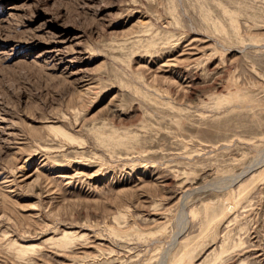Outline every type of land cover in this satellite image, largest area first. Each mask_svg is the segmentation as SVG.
Returning <instances> with one entry per match:
<instances>
[{
	"label": "rangeland",
	"instance_id": "1",
	"mask_svg": "<svg viewBox=\"0 0 264 264\" xmlns=\"http://www.w3.org/2000/svg\"><path fill=\"white\" fill-rule=\"evenodd\" d=\"M0 264H264V0H0Z\"/></svg>",
	"mask_w": 264,
	"mask_h": 264
}]
</instances>
